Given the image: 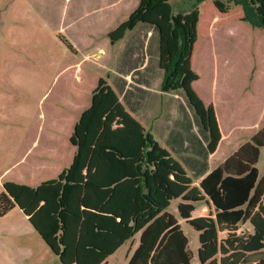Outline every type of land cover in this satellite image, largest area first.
Listing matches in <instances>:
<instances>
[{
	"label": "trees",
	"instance_id": "16d2710c",
	"mask_svg": "<svg viewBox=\"0 0 264 264\" xmlns=\"http://www.w3.org/2000/svg\"><path fill=\"white\" fill-rule=\"evenodd\" d=\"M205 1L196 0L188 11L172 7L162 93L183 91L192 72L200 4ZM212 1L221 13L241 7L242 21L264 30V0ZM169 3L140 0L109 34L111 43L122 41L147 12ZM144 26L153 32L151 39L154 33L159 37V26ZM187 103V134L171 136L162 145L100 79L91 106L74 127L76 152L70 166L37 187L5 183L0 217L18 207L61 264H107L137 237L128 264H192L194 254L180 220L199 233L200 264H264V173L257 168L264 127L211 168L206 147L211 136ZM177 200L179 218L169 212ZM200 205L210 214L193 217ZM244 225L250 228L248 235L239 232Z\"/></svg>",
	"mask_w": 264,
	"mask_h": 264
},
{
	"label": "rangeland",
	"instance_id": "374dc122",
	"mask_svg": "<svg viewBox=\"0 0 264 264\" xmlns=\"http://www.w3.org/2000/svg\"><path fill=\"white\" fill-rule=\"evenodd\" d=\"M44 1L0 0V194L7 182L35 185V177L31 173V167L21 165L19 163L20 157L24 152L29 151L30 128L45 122L48 107L54 104L55 98H60L64 93L67 76L69 75V78H81L83 72H89L91 75L103 79L110 77L111 80L116 76V66L109 63L107 65L110 66L107 68L101 65L102 71L98 65L91 67L83 64L84 68L70 69V73L65 74L64 69L72 60L81 61V56L75 54L59 37V35L64 37L73 45L72 38L67 35L64 22L61 21L63 9L64 7L67 9L68 6L65 5V0H49V18H46L43 14ZM195 1L170 0V3L173 8L188 11L193 7ZM200 10L201 15H203L199 31L201 32V41L207 39L206 34L212 31L217 47L214 43L215 48L212 47L211 50L207 46L201 49V44H199L194 50L192 65L194 64L196 70L200 71L202 76L200 78L205 86L209 81L210 83L212 81L210 70L212 74L214 70L218 73L219 83L217 87L212 88L216 101L211 104L215 107H220L222 103L229 104L230 114H233L232 116L238 114L237 120L244 123L245 114L249 108L255 107V113H257L264 105L263 95L257 94V84L260 82L264 84V30L254 28L242 21L239 16L242 14L241 7L234 6L229 13H223L220 17L217 15L215 19H213V15L218 10L212 0L200 4ZM116 22L114 21V23ZM89 23L93 24V27L87 29L90 31L95 29L88 34L91 40L100 41L102 37L99 28L96 27L98 23L94 20ZM82 24L84 25L85 22ZM164 26L171 27L170 18L164 22ZM149 30H151L149 27L143 25L130 33L122 46H116L115 50L120 47L118 55L123 52L125 47L128 48L135 44L137 47L136 56L140 62L142 55L140 49L143 48V40L141 42L138 40L142 38L144 32L147 33ZM154 35L150 43L153 54L151 67L153 69L157 67V50L155 52V49L158 44V34L154 33ZM93 62L102 63L101 59ZM153 74H155L153 87L155 85L157 87L161 74L157 73L156 70ZM192 74L195 73L192 72ZM91 75L89 78H93ZM89 78L86 85L88 93L92 91L90 89L92 83L89 82ZM242 85H244L245 90L242 97L239 98L237 87L240 88ZM203 93L211 100V95L208 92L204 90ZM175 95V93H171L172 97ZM178 95L181 99L177 101L173 98L174 105H170L168 108V112L173 116L170 124L175 119H181L176 108L180 106V102L184 103L183 106L187 111L189 108L187 102L189 101L195 112L206 123L207 129L210 130L209 152L214 154L220 144L224 146L219 153L217 152L212 157L213 167L219 164L221 157L227 155L232 147L237 149L242 144L247 143L252 135L264 127L260 124L255 129L240 128L230 134L229 139L222 141L223 134L218 122L217 124H208L210 119L218 118L216 109L214 110V106L211 104L206 106L199 95L194 90L189 89L186 78L183 91L179 92ZM221 96L224 99H221ZM153 99L142 111L145 113V125L152 131L155 139L165 145L168 135L162 133V128L165 127L163 122L168 121L164 117V113L170 99L166 96ZM141 114V120H144ZM256 119L255 116L251 122L256 121ZM184 122L187 123L188 119L185 118ZM186 134L187 131L185 130L183 135ZM66 147L68 148L65 145L62 147L65 148V153L68 152ZM227 150L228 152H226ZM257 168L262 175L264 173V148L260 151ZM178 204V200L173 201L169 208V212L176 217H178ZM209 214L210 211L207 206L200 205L193 216L201 217ZM181 225L194 254L192 264H200L197 255L200 246L199 233L186 223L181 222ZM29 229L34 235L28 233ZM34 232L35 230L32 229L28 219L18 207L0 217V264H61L59 258L44 240ZM239 232L248 235L250 228L248 225H244ZM128 248L130 245L109 257L107 260L109 264H128V260L125 258Z\"/></svg>",
	"mask_w": 264,
	"mask_h": 264
},
{
	"label": "crops",
	"instance_id": "0c3cea01",
	"mask_svg": "<svg viewBox=\"0 0 264 264\" xmlns=\"http://www.w3.org/2000/svg\"><path fill=\"white\" fill-rule=\"evenodd\" d=\"M139 2L140 0H65V5L68 7L67 9L64 7L63 13L61 12V21L64 22L63 25L64 28H66L67 35L72 38V50L75 52V54H79L81 56V61L72 60V62H70L67 67H65V74L70 73V69H82L84 68V65H89L91 67H97L98 65V68H100L102 71L103 68H101V65L107 68L110 66L107 65L108 63L114 64L117 68L115 78L111 80V78L108 77L105 80L108 85L118 94L119 100L124 105L126 110L153 135L152 131L145 125V113H142V111L153 98H164L166 96L170 99V102L168 103L167 109L164 113V117H166L168 121L163 122L165 127L162 128V133H167L168 138L173 135L174 138L180 136L183 137V133H185L184 128L186 127V124H188L184 122V116L186 113L183 106L184 103L180 102V106L176 107L177 114L178 116H181V119H175V121H172V124H170L173 116L168 112V108L170 105H174L173 98L179 101L181 97L178 94H176L175 97H172L171 94L161 92V82L167 56L166 41L171 31V27L167 28V26H164V22L171 16L172 5L170 3L162 4L147 12L142 20L136 23L132 29L127 32L125 38L122 41L112 44L109 39V34L120 26L119 22H124L129 18L131 13L138 7ZM48 3L49 0L44 1L43 14L49 18ZM217 15L220 17L223 15V13L219 12L218 10L216 14L213 15V19H215ZM239 16L242 20L243 11ZM202 17L203 15L200 14L198 40L195 44L194 50L197 49L199 44H201V49H203L204 46H207L208 49L211 50V48L214 47V43L216 44L215 47H217V42L216 39L213 38L214 34L212 31H210L209 34H206L207 39H203L201 41V32L199 31ZM93 20L98 23L96 24V27L99 28V33L102 37L100 41L91 40L90 35H88L92 32V30H95L92 29L90 31L87 29L93 27V24L89 23ZM114 21L117 22L114 23ZM82 22H85V24L83 25ZM146 23L159 26L160 28L158 44L155 49V52L157 50V67H155V69L151 67L152 61H150V58L152 59L153 56L151 45H148L152 37V31L150 30L147 31L148 34L144 32L142 38L138 40V42L143 40V48L140 49V51H142L140 62H138L139 60L136 56L137 47H135V44L130 45L128 48L125 47L123 52L119 55L118 49L120 47L115 50L116 46L123 45L130 33L136 31V29ZM98 59H101V64L100 62L99 64L93 62ZM155 70L157 73L161 74L157 87L156 85L153 87V77L155 75L153 72ZM192 72L195 74H192ZM192 72L186 77V84H188L190 90H194L199 95V98L204 101L206 106H209L212 102L214 103L216 101V97L214 98L215 94L212 92V88L217 87V84L219 83L218 73H216L214 70L212 74V71L210 70V77L212 78V81L211 83L209 81L205 86L203 84L204 82H202L203 80H201L202 76L200 71L196 70L194 64L192 65ZM90 75L91 74L89 72H83L81 78H69L68 75L64 85V93H62L60 98L57 97L54 99L56 103L54 102L53 105L48 107L49 109L47 111L45 122L42 124H36L30 128L29 133L31 135L29 136V151L24 152L19 161L21 165H27L31 167V173L35 177V185L30 186L37 187L43 182L58 178V176L72 163L75 155V147L71 143L74 127L79 121L83 112L91 106L93 92L98 85V81L103 79L93 75H91L93 78H89ZM88 78L90 79L89 82L92 83L90 85V89L92 90L90 93H88V87L86 86L88 83ZM243 86L244 85H242L240 88L237 87L239 98L244 94L243 91L245 88ZM263 86L264 84L261 82L257 84V94L259 95L261 93L264 100ZM204 90L211 95V100H209V97L207 98L204 95ZM119 91H122L121 94ZM126 93L127 95L125 97V104L123 101ZM88 94H90V96H88ZM221 99L224 98L221 96ZM212 106H214V110L216 109L218 118L210 119L208 124H217L218 122L220 131L223 134L222 141L229 139L230 134L236 132L240 128L255 129L256 127L258 128L260 124L264 126V105L257 113H255V107L249 108V111L245 114L244 123H240L239 120H237L238 114H235L234 116H232L233 114H230L231 109L229 104L222 103L220 107H215V105ZM140 114L144 120H141ZM255 116L257 117L256 121L251 122ZM202 122L207 129L206 123L203 120ZM207 131L209 132L210 130L207 129ZM210 142L208 144H210ZM208 144L206 145L207 148ZM63 145L68 146V148L66 147L68 152L65 153V148H62ZM223 148L224 146L220 144L217 152L219 153V151ZM232 149L233 147L227 155L225 154L221 157L218 165L222 164L237 150L235 148L233 150ZM226 152H228V150ZM216 153H210L211 168H216L218 166H212V157ZM179 222L181 223L183 221L180 220ZM31 227L34 229L32 225ZM35 232L37 233L36 230ZM28 233L34 235L30 229L28 230ZM128 245H130V248H128L125 258L129 262L130 257L138 247V238L137 241L133 242L132 244L127 243L118 251H121V249L127 247ZM107 264H109V261H107Z\"/></svg>",
	"mask_w": 264,
	"mask_h": 264
}]
</instances>
